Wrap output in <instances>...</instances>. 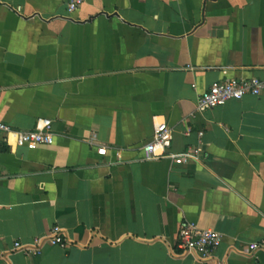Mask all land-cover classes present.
Instances as JSON below:
<instances>
[{"label":"crops","instance_id":"crops-1","mask_svg":"<svg viewBox=\"0 0 264 264\" xmlns=\"http://www.w3.org/2000/svg\"><path fill=\"white\" fill-rule=\"evenodd\" d=\"M67 2L0 0V120L54 131L0 135L1 264H264V93L197 110L214 83L264 80V0ZM161 121L197 160H144ZM183 223L220 233L214 257L183 253Z\"/></svg>","mask_w":264,"mask_h":264},{"label":"built area","instance_id":"built-area-1","mask_svg":"<svg viewBox=\"0 0 264 264\" xmlns=\"http://www.w3.org/2000/svg\"><path fill=\"white\" fill-rule=\"evenodd\" d=\"M83 2L84 0H68V13H74ZM262 93H264V80L259 78L220 81L212 84L207 91L199 96L197 110L206 111L222 107L229 101L241 100L248 95L259 96ZM11 133L16 135L18 146L28 147L29 149L54 143L53 122L51 119H39L36 128L32 131H15L8 124L0 120V135H9ZM172 141L173 129L165 121L157 123L152 139L142 147L144 160L171 159L178 165H184L191 160L199 158L200 151L197 148H190L181 154L169 153ZM106 153L107 149L105 147L99 150V154L102 156H105ZM178 238V247L183 253L195 255L201 259L214 257L216 250L221 244L220 233L214 230L201 229L194 223H183L180 226ZM46 242L51 246L60 247H64L66 244L57 228L52 229ZM42 244L41 238H36L29 244L15 242L13 252L22 253L25 256L40 255L42 253ZM249 248L252 254L257 252L264 253V238L252 242ZM2 261L3 257L0 255V264ZM218 264L225 263L219 262Z\"/></svg>","mask_w":264,"mask_h":264}]
</instances>
